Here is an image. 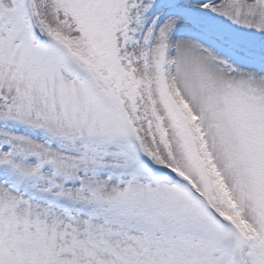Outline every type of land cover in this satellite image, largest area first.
Returning a JSON list of instances; mask_svg holds the SVG:
<instances>
[{
  "label": "snow or ice",
  "instance_id": "obj_1",
  "mask_svg": "<svg viewBox=\"0 0 264 264\" xmlns=\"http://www.w3.org/2000/svg\"><path fill=\"white\" fill-rule=\"evenodd\" d=\"M0 264H264V0H0Z\"/></svg>",
  "mask_w": 264,
  "mask_h": 264
}]
</instances>
